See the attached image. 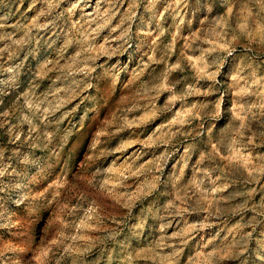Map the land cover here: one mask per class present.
<instances>
[{
  "label": "clouds",
  "instance_id": "1",
  "mask_svg": "<svg viewBox=\"0 0 264 264\" xmlns=\"http://www.w3.org/2000/svg\"><path fill=\"white\" fill-rule=\"evenodd\" d=\"M67 2L32 0L28 11L36 15L9 25L17 0H0V134L7 140L0 142V264H34L35 225L26 221L43 223L53 210L44 264H116L118 250L120 264H185L189 242L212 233L187 264H249L250 257L264 264V0H195L206 14L198 26L187 18L193 0H128L117 23L124 0H97L95 14L80 19L83 0L62 7ZM105 30L116 35L97 45ZM141 37L150 50L139 60L137 99L117 130L138 123L128 117L141 111H182L146 142L160 151L152 166L120 174L152 179L135 195L112 197L117 216L103 203L113 168H97L80 188L70 169L53 179L72 135L59 132L66 101L56 100L67 86L97 87L93 74L107 79ZM41 48L56 58L26 69ZM45 79L66 87L38 94ZM149 231L151 246L134 252L132 241L148 240Z\"/></svg>",
  "mask_w": 264,
  "mask_h": 264
},
{
  "label": "rangeland",
  "instance_id": "2",
  "mask_svg": "<svg viewBox=\"0 0 264 264\" xmlns=\"http://www.w3.org/2000/svg\"><path fill=\"white\" fill-rule=\"evenodd\" d=\"M206 2L207 0H200V5ZM31 3L32 0H23V3L20 4L19 0H17L16 6L12 9L14 14L9 19L8 24L24 23L34 17L36 11H28ZM74 3H76V0H68L62 7H69ZM141 7L143 6L141 5ZM127 8L128 0H124L123 6L118 7L117 19L114 23L118 22L120 16L123 15ZM17 9L19 10L17 11ZM96 10L97 0H83L77 9L75 19L93 15ZM3 14V9H0V15ZM140 15H143V13H140ZM205 15L202 7H198L195 0H193V6L189 10L187 18L195 21L198 26L199 20L204 19ZM135 30L137 29L134 28ZM139 30H145L144 26L141 25ZM6 31L11 32L13 29L8 27ZM115 35L116 33L105 30L96 38V44H103L105 40H110ZM149 45L150 42L141 37L137 47L132 50V54L122 56L120 58L121 64L118 68L109 69L107 79H99V72L93 74L97 77L94 81L97 87L81 91L67 86V91H62L56 100V102L66 101L57 113L58 118L63 117V121L59 125V132L63 135L64 132L71 130L72 135L61 153L62 163L59 170L55 171L53 179L59 178L63 169H70V179L73 185L76 188H80L81 185L78 181L83 182L90 179L97 168H113L114 171L111 174L109 185L111 195L106 197L103 203L109 212L117 216L119 211L114 207L115 200L112 197L123 198L135 195L142 181L152 179L151 174L148 172H142L138 178L130 177L126 180L120 174L124 173V176H128L129 171L134 172L142 166H152V162L160 155V151L146 146V142L161 136L169 121L176 119L180 111H182L179 105L176 111L170 115L160 114L153 116L151 111H141L135 116L130 115L128 117V119H135L138 123L132 125L131 128L117 130L120 127L118 121L121 118L123 109L130 106L137 99L135 77L139 70V60L143 58L145 52H149ZM55 58L56 54L53 51L41 48L37 59L31 56L28 57L25 62L26 69L37 68V60L42 63L45 59ZM112 63H115V61ZM117 74L119 79L114 81L112 77ZM3 78H5L4 75H0V79ZM57 87L65 88L66 85L60 83L54 85L50 79H45L39 85L38 94H48ZM0 142H7L6 137L2 134H0ZM123 145L128 147L121 151H115V149L121 148ZM174 162L175 158L170 161V163ZM118 180L120 181L119 183L117 182ZM40 191H43V189H40ZM55 214V210L52 213H48L43 223L34 219L26 221L30 226L35 225L34 264H44L43 241L46 238V225L54 218ZM121 231H126V228L122 227ZM85 234L90 233L86 232ZM4 235L7 237L6 233ZM148 235L149 239L146 241H132L131 249L139 253L143 249L150 247L152 243L150 231ZM215 235V233H212L211 235H205L203 239L197 237L190 241L183 250L185 264H187V261L192 260L198 251L203 250L205 242L214 241ZM3 243L9 244L13 243V241L5 238ZM18 246L25 247L23 244ZM0 247H3V244H0ZM209 248H211V245ZM122 259L123 255L118 250L116 264H120ZM131 264H137L136 259H133ZM249 264H258V261H256L255 257H250Z\"/></svg>",
  "mask_w": 264,
  "mask_h": 264
}]
</instances>
